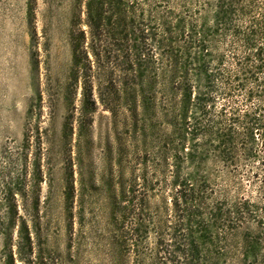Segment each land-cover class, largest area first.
Masks as SVG:
<instances>
[{"label":"rangeland","instance_id":"rangeland-1","mask_svg":"<svg viewBox=\"0 0 264 264\" xmlns=\"http://www.w3.org/2000/svg\"><path fill=\"white\" fill-rule=\"evenodd\" d=\"M119 1L122 18L152 21L134 78L131 36L92 35L88 0H0V264H183L168 250L184 245L173 198L187 178L218 216L199 264H264V63L242 42L249 18L197 14L211 0ZM162 17L206 29L204 51L174 39L205 67L190 128L157 60Z\"/></svg>","mask_w":264,"mask_h":264},{"label":"trees","instance_id":"trees-1","mask_svg":"<svg viewBox=\"0 0 264 264\" xmlns=\"http://www.w3.org/2000/svg\"><path fill=\"white\" fill-rule=\"evenodd\" d=\"M162 1L165 2V0ZM107 2L106 0H88L86 5L87 26L94 36L95 32L100 31V29L105 26H113L114 29H119L121 26L125 28V32L131 36L129 39L127 38L132 51L131 58H129L128 62L131 70L130 76L134 78L136 76L134 73V66L145 65L152 58L143 54V46L148 45L149 36L153 39L150 33L152 30V21L142 18V20L136 24L133 18V11L131 10L129 14H126L127 17L125 16L124 19L118 8L120 1L109 0V2ZM206 7L207 10L211 9L215 14V18L219 16L227 17V19L232 16L238 19L242 17L249 18V26L244 30L245 33L242 42L247 48L256 47L257 60L264 63V0H211V2L198 3L197 14L206 12ZM109 14L110 16H106ZM126 18L129 19V21L122 25V20H126ZM106 19H108L109 22L113 20L116 22L105 25L103 22ZM217 20L220 21L221 19L218 18ZM160 21L159 24L155 22L158 26L156 27V31L159 32L158 49L160 50L157 60L160 61L162 70L167 74L169 83L172 86V104L175 121L178 126H187L190 128L187 121L188 114L190 107L195 106L192 100V92L194 90L199 91L201 80L198 79L199 76L197 72L200 71V73H202L205 67L201 64L200 66L197 65V61L193 64L189 62L187 58L190 57L191 59V55L188 52L185 53L184 61H181L179 56L174 54V39L179 35L188 39V44L191 42L194 45H198V47L204 51L206 29L204 25H199L197 20L193 22L180 20L174 25L164 17H162ZM137 33L142 34L140 38H135ZM190 39L192 40L189 41ZM199 62L200 61H198V63ZM194 71L197 73V75L194 74L197 80H192L190 78L192 76L191 73ZM197 109L202 111L200 107ZM175 185H177L176 197L173 198V204L176 212L181 215L179 228H183L181 231H183L186 236L183 248H179V250L171 249V251L169 249L168 251L170 255H173V253L178 254L184 261L183 264H199V246L201 244L206 245L207 235L215 234V236H217L216 221L218 220V216L214 212L208 214L200 212L201 209H204L206 203L202 201V198L199 196L202 186L197 184L193 179L187 178ZM195 227H199V230H194ZM162 232H164V230ZM160 234V239L164 242L166 240L165 234ZM173 246L174 245H170L171 248Z\"/></svg>","mask_w":264,"mask_h":264}]
</instances>
